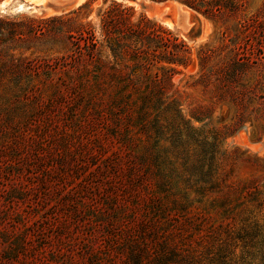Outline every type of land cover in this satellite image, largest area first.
I'll use <instances>...</instances> for the list:
<instances>
[{"label":"trees","instance_id":"obj_1","mask_svg":"<svg viewBox=\"0 0 264 264\" xmlns=\"http://www.w3.org/2000/svg\"><path fill=\"white\" fill-rule=\"evenodd\" d=\"M175 1L214 15L204 1ZM88 3L58 17L74 39L75 55L63 66L85 93L80 129L53 140L40 131L30 161L5 168L4 199L24 192L22 181L7 187L13 177L39 187L43 202H53L44 216L54 231L49 252H73L64 256L67 264H264V157L240 158L247 177L225 170L218 145L184 121L173 95L179 90L170 93L175 76L195 62L182 38L144 15L135 19L123 0H104L97 31L74 19ZM205 47L196 52L198 86L212 88L221 106L236 107L227 137L240 129L246 92L264 100V77L243 86L248 62L220 56L212 62L215 53ZM6 71L16 80L15 70ZM6 236L0 232L1 260L43 246L28 245L27 229Z\"/></svg>","mask_w":264,"mask_h":264},{"label":"rangeland","instance_id":"obj_2","mask_svg":"<svg viewBox=\"0 0 264 264\" xmlns=\"http://www.w3.org/2000/svg\"><path fill=\"white\" fill-rule=\"evenodd\" d=\"M3 1L0 0V232L11 239L27 229L28 245H38L39 241L43 246L37 251L28 250L27 256L22 254L17 260L6 261L1 260L4 245L0 244V264H67L64 256L73 252L62 249L64 255L52 254L47 245L54 231L52 223L44 216L53 202H43L39 187H34V183L28 178L25 180L23 175L19 179L13 177L7 185L19 187L20 181L24 184L20 187L24 192H18L12 201H6L1 190L6 185L5 168L16 159L30 161L32 141L40 131L44 133V140H53L65 131H75L77 136L79 119L85 116L79 112L85 106V93L84 89L76 87L74 76L63 66L75 55L71 44L74 39L68 36V22L58 17L88 1L89 5L74 15V19L76 22L90 21L98 31L97 13L104 6V0L79 3L47 0V5L35 9H18L17 4L22 0H9L5 5ZM201 1L214 15H202L175 0H123L133 7L135 19L144 15L168 27L186 42L195 62L175 76V86L170 93L179 90L173 95L184 121L191 128L203 131L218 145L223 168L247 177L251 172L241 164L240 158L264 157V100L246 92L240 129L225 137L231 132L227 127L232 123L236 107L231 103L227 104L229 108L221 106L212 88L202 90L198 86L196 52L206 46L204 50L215 53L212 62L218 56L248 62L240 83L247 87L261 81L264 77V0ZM218 7L219 10H215ZM167 20L175 21L174 26H168ZM78 61H81L80 57ZM11 69L15 70L16 80L6 71ZM239 88L237 86V90ZM78 102L80 106L76 109ZM215 129L222 132L214 136L212 131ZM259 137L260 141L252 140ZM236 158L239 159L237 164ZM50 189L55 187L51 185ZM56 191L59 193L58 196L54 192L57 198L63 197V188H56ZM218 219L220 217L216 223ZM34 235L45 240H36Z\"/></svg>","mask_w":264,"mask_h":264},{"label":"bare ground","instance_id":"obj_3","mask_svg":"<svg viewBox=\"0 0 264 264\" xmlns=\"http://www.w3.org/2000/svg\"><path fill=\"white\" fill-rule=\"evenodd\" d=\"M9 0H4L2 2V4H6ZM82 0H71V2H81ZM41 5H47V0H22V2H19L17 4V8L18 9H23L25 7H30V8H33L35 9L36 7L38 6H41ZM173 7H170V10H172ZM175 24V21H171V20H167V25L168 26H174Z\"/></svg>","mask_w":264,"mask_h":264}]
</instances>
